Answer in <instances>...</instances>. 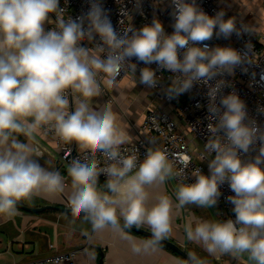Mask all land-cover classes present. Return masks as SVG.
<instances>
[{
    "label": "clouds",
    "instance_id": "1",
    "mask_svg": "<svg viewBox=\"0 0 264 264\" xmlns=\"http://www.w3.org/2000/svg\"><path fill=\"white\" fill-rule=\"evenodd\" d=\"M170 6L171 34L155 16L140 28L130 25L117 30L102 0H89L86 12L67 21L58 19L56 28L46 30L51 17L63 13L60 0H0V214L15 216L20 201L42 192L65 191L61 174L42 166L33 158L31 145L18 139L21 135L33 138L50 126L65 143L99 151L115 161L98 170L95 159L72 160L68 175L74 215L83 213L96 231L147 225L149 239L137 243L125 236L136 254L155 251L168 238L173 202L161 195L150 204L147 189L181 173L174 171L159 149H148L139 165L135 155L122 157L119 146L126 142V134L118 127L111 104L94 110L88 103L102 93L100 73L105 86L112 87L122 72H137L135 58L144 65H157L139 69V84L146 88L160 86L158 70L175 74L162 89L169 99L195 84L208 87V116L215 121L205 144L213 155L208 160L210 175L195 169L191 175L195 182L179 183L176 207L213 208L221 196L220 187L227 182L234 193L227 200L234 206L235 220L188 222L184 225L187 239L201 243L210 255L247 253L255 264H264V126L249 116L236 91L223 93L228 86L223 77L234 75L237 68L246 71L250 48L247 42L244 50L205 43L214 34L240 38L250 29L232 17L226 19L222 9L210 16L196 0H170ZM135 8L143 14L141 0H135ZM126 12L125 7L121 15ZM97 37L94 49L82 45ZM68 90L82 98L73 111H68ZM101 174L107 177V191L98 190ZM186 264L206 262L189 253Z\"/></svg>",
    "mask_w": 264,
    "mask_h": 264
},
{
    "label": "crops",
    "instance_id": "2",
    "mask_svg": "<svg viewBox=\"0 0 264 264\" xmlns=\"http://www.w3.org/2000/svg\"><path fill=\"white\" fill-rule=\"evenodd\" d=\"M222 6L232 14L244 19L252 28L264 32V0H225ZM52 19L45 25L49 30ZM260 29V30H259ZM114 102L110 103L116 114L118 127L126 134V142L133 141L139 135L148 108L156 100L155 92L139 84V80L124 76L112 87H107ZM107 95L103 92L93 97L88 103L94 110L101 109L106 103ZM79 94H72L73 110ZM22 142L28 143L34 149L33 158L51 171H58L64 179L63 193H40L21 203L30 207L56 205L68 207L71 195V178L68 175V164L60 161L55 139L42 130L27 139L18 136ZM76 145V144H75ZM76 148L81 150L77 145ZM43 151L38 155V151ZM178 184L174 178L166 180L162 185L148 188L150 204H154L158 197L167 195L173 202L172 231L168 240L178 244L186 252L195 253L206 264H255L247 253L239 255L221 254L210 255L203 245L196 241H189L184 231V225L197 221L220 220L218 211L213 208H200L186 205L177 208L175 191ZM98 190L107 191L105 183L98 182ZM122 220V219H121ZM123 221V220H122ZM149 229L147 225L141 226ZM150 230V229H149ZM130 231V232H129ZM125 236H131L140 243L150 237L130 229L116 230L110 226L103 230H93L92 224L85 216L65 213L56 209H48L34 213L17 206V214L12 217L0 214V264L14 262H31L43 260L60 253L75 251L72 262L59 264H186L187 260L169 246L160 243L155 251L136 254L132 251V244ZM101 253H104L101 262Z\"/></svg>",
    "mask_w": 264,
    "mask_h": 264
},
{
    "label": "built area",
    "instance_id": "3",
    "mask_svg": "<svg viewBox=\"0 0 264 264\" xmlns=\"http://www.w3.org/2000/svg\"><path fill=\"white\" fill-rule=\"evenodd\" d=\"M222 1L225 0H196V3L210 16L215 15L221 9L224 10L226 19L232 17L238 25L249 28L250 32L240 38L234 34L230 39L217 38L214 34L213 38L205 43L210 47L230 46L237 50H244L246 42L248 43L250 48L248 60L250 63L245 65L246 71L237 68L234 75L223 77L228 83V86L223 89V93L227 95L236 91L240 98L245 101L249 116L254 118L259 125L264 126V112L258 111V109L264 110V32L255 30L244 19L226 10L222 6ZM102 4L108 10L112 23L117 30H124L130 25L140 28L145 24H150L153 16H155L162 22L167 34L173 32L170 0H141L143 14L137 12L135 0H102ZM60 5L63 8V13L60 17L54 15L51 17L52 22L49 29L56 28L58 19L62 18L67 21L70 17L75 18L86 12L89 7V0H60ZM125 7L127 12L121 15ZM98 41L99 38L97 37V41L93 43L82 41V45L94 49L95 43ZM197 46L202 47V45ZM132 62L137 63V72L134 74L131 71H124L117 78V82L127 75L139 80L140 68L146 66L153 69L157 68L156 64L144 65L137 62L135 58ZM157 76L160 79V86L152 89L155 92L156 100L148 108L143 123L140 125L138 137L131 142L121 144L119 151L122 157L135 155L137 165H139L148 149H159L167 155L174 171L181 173L179 177H173L175 182L178 185L181 182L193 183L195 178L191 175L195 169H200L204 175H210L208 160L213 158V155L208 154L205 148L210 136L209 128L215 124V121L208 116V87L203 84H195L190 91L174 99H169L162 89L170 84L171 80L175 78V74L158 70ZM97 79L102 92L107 95V101L113 103L114 98L103 83L104 74L100 73ZM216 79H221V77ZM66 95L70 101L68 111H73L71 90H68ZM41 130L55 139L60 161L68 164V166L73 159H79L81 162L95 159L98 162V170L115 163V161L107 160L99 151L93 153L89 150H78L75 143H65L50 126H44ZM42 153L43 151H38V155L41 156ZM185 177L188 179L186 180ZM106 179L104 174L99 176V181L105 183ZM220 191L221 196L215 206L220 220L225 221L230 218L235 220V214L232 211L234 206L227 200V197L234 195V193L227 182L220 187ZM75 255L76 252L72 251L43 260L11 264H59L72 262Z\"/></svg>",
    "mask_w": 264,
    "mask_h": 264
},
{
    "label": "water",
    "instance_id": "4",
    "mask_svg": "<svg viewBox=\"0 0 264 264\" xmlns=\"http://www.w3.org/2000/svg\"><path fill=\"white\" fill-rule=\"evenodd\" d=\"M17 206L22 208V209H25L27 211L34 212V213H40V212H43V211L48 210V209H56V210H60V211L65 212V213H72L70 204L68 207H60V206H56V205H45V206H41V207H30V206H26L25 204L19 202ZM79 215L84 216L83 213H81ZM120 224L123 225L122 220H120ZM130 230L141 233V234L146 235L148 237H151V232L149 229H146L143 227L136 228L135 226H133ZM161 243H163V244L169 246L170 248H172L173 250L177 251L186 260H188V253L186 252L185 249L181 248L178 244L172 242L171 240H168L167 238L164 239ZM103 258H104V253H101V259H100L101 262L103 261Z\"/></svg>",
    "mask_w": 264,
    "mask_h": 264
},
{
    "label": "rangeland",
    "instance_id": "5",
    "mask_svg": "<svg viewBox=\"0 0 264 264\" xmlns=\"http://www.w3.org/2000/svg\"><path fill=\"white\" fill-rule=\"evenodd\" d=\"M261 27H262V28H264V26H263V25H262ZM259 30H260V29H259ZM261 31H264V30H261Z\"/></svg>",
    "mask_w": 264,
    "mask_h": 264
}]
</instances>
